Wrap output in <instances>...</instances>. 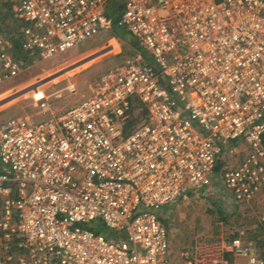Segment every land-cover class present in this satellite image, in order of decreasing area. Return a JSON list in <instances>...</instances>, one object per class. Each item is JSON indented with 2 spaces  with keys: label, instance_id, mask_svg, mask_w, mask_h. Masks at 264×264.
Instances as JSON below:
<instances>
[{
  "label": "built area",
  "instance_id": "obj_1",
  "mask_svg": "<svg viewBox=\"0 0 264 264\" xmlns=\"http://www.w3.org/2000/svg\"><path fill=\"white\" fill-rule=\"evenodd\" d=\"M13 16L0 84L117 26L140 49L58 114L0 123V264H173L155 208L204 188L231 143L247 153L225 188L237 203L262 189L264 0H18ZM100 221L123 237L87 226Z\"/></svg>",
  "mask_w": 264,
  "mask_h": 264
},
{
  "label": "rangeland",
  "instance_id": "obj_2",
  "mask_svg": "<svg viewBox=\"0 0 264 264\" xmlns=\"http://www.w3.org/2000/svg\"><path fill=\"white\" fill-rule=\"evenodd\" d=\"M9 1L18 2L0 0L1 27L13 22L3 17L11 12ZM135 50L114 27L51 59L27 62L20 74L0 84V123L14 116L35 122L58 114L87 94L89 82ZM246 153L245 142L229 144L204 188L155 208L168 228L173 264L181 263L186 250L228 264H243L245 257L235 252L240 247L264 253V185L244 203L235 202L224 185L225 166Z\"/></svg>",
  "mask_w": 264,
  "mask_h": 264
},
{
  "label": "trees",
  "instance_id": "obj_3",
  "mask_svg": "<svg viewBox=\"0 0 264 264\" xmlns=\"http://www.w3.org/2000/svg\"><path fill=\"white\" fill-rule=\"evenodd\" d=\"M8 3V2H7ZM13 1H9L8 3V6H9V10H11L10 13L6 14V13H3V17L5 16H9L13 22H11V24L5 26V27H1L0 26V31H4V32H11L14 27L17 25V21L14 19V16H13V8H14V4ZM115 30H116V33L122 37H125L127 38L130 42H132V44L136 47V49H140V46L138 45L136 39L134 38V36L129 32L127 31L125 28H122V27H115ZM19 44L16 43V46L18 47ZM140 112L138 113V118L140 117ZM89 228H93L95 229L96 231H101V232H104L106 233L107 235H110V236H113L114 238L116 239H119V238H122L123 237V234L119 231H114V230H109L108 228H106V226L102 223V222H97V223H93V224H90V225H87Z\"/></svg>",
  "mask_w": 264,
  "mask_h": 264
},
{
  "label": "crops",
  "instance_id": "obj_4",
  "mask_svg": "<svg viewBox=\"0 0 264 264\" xmlns=\"http://www.w3.org/2000/svg\"><path fill=\"white\" fill-rule=\"evenodd\" d=\"M90 83H91V82H89V84H88V86H87V93H88V91H89V85H90Z\"/></svg>",
  "mask_w": 264,
  "mask_h": 264
}]
</instances>
